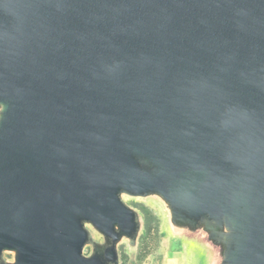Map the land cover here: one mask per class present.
I'll return each instance as SVG.
<instances>
[{
	"label": "water",
	"instance_id": "95a60500",
	"mask_svg": "<svg viewBox=\"0 0 264 264\" xmlns=\"http://www.w3.org/2000/svg\"><path fill=\"white\" fill-rule=\"evenodd\" d=\"M127 199L264 264V0H0V264H119Z\"/></svg>",
	"mask_w": 264,
	"mask_h": 264
},
{
	"label": "rangeland",
	"instance_id": "374dc122",
	"mask_svg": "<svg viewBox=\"0 0 264 264\" xmlns=\"http://www.w3.org/2000/svg\"><path fill=\"white\" fill-rule=\"evenodd\" d=\"M127 204L140 212L143 219V232L140 234L135 252L131 255L127 251L125 243L118 247L119 264H160V255L168 249V245L163 243L161 236V227L163 222V214L161 208L152 201H132L126 200ZM166 227V226H165ZM169 235V233H167ZM170 237V235H169ZM173 250H182L187 254L184 242L173 241ZM90 248H86L84 254L87 255ZM7 262H12L13 255L5 253L3 256Z\"/></svg>",
	"mask_w": 264,
	"mask_h": 264
},
{
	"label": "crops",
	"instance_id": "0c3cea01",
	"mask_svg": "<svg viewBox=\"0 0 264 264\" xmlns=\"http://www.w3.org/2000/svg\"><path fill=\"white\" fill-rule=\"evenodd\" d=\"M165 244V242L163 241ZM160 264H188V260L185 252L182 250H173L166 248V250L160 255Z\"/></svg>",
	"mask_w": 264,
	"mask_h": 264
}]
</instances>
